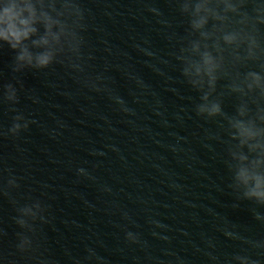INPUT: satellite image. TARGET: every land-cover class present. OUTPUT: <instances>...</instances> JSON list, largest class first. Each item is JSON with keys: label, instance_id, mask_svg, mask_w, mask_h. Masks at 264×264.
<instances>
[{"label": "water", "instance_id": "obj_1", "mask_svg": "<svg viewBox=\"0 0 264 264\" xmlns=\"http://www.w3.org/2000/svg\"><path fill=\"white\" fill-rule=\"evenodd\" d=\"M80 5L84 73L59 63L16 73L15 53L0 47V264H237V255L264 264L254 247L264 208L230 189L214 138L223 121L197 116L201 94L174 58L186 18L173 0ZM97 77L100 91L84 86ZM227 83L213 98L232 115L239 98ZM7 84L15 104L3 101ZM18 114L29 127L12 136ZM11 178L18 188L7 189ZM36 202L46 222L27 232L15 219ZM21 233L32 241L25 253Z\"/></svg>", "mask_w": 264, "mask_h": 264}, {"label": "clouds", "instance_id": "obj_2", "mask_svg": "<svg viewBox=\"0 0 264 264\" xmlns=\"http://www.w3.org/2000/svg\"><path fill=\"white\" fill-rule=\"evenodd\" d=\"M173 2L187 20L174 58L185 82L201 94L195 112L208 120L223 121V135L217 133L214 138L225 146L229 187L237 200L264 208V0ZM85 30L80 0H0V47L7 45L15 53L12 70L16 73L42 71L58 63L74 73H84ZM250 64L256 68L240 71ZM221 80L228 81L225 91L239 98L232 115L223 111L220 97L213 98ZM98 81L99 77L87 78L83 83L100 91ZM3 101L18 102L12 84L5 85ZM28 127L29 122L18 114L8 134L17 136ZM18 187L15 178L8 180L7 189ZM18 213L15 223L27 232L34 231L33 223L38 219L46 222L39 202L19 208ZM254 216L264 221L255 211ZM127 238L132 242L136 239L132 233ZM18 240L19 252L30 251L28 236L18 234ZM254 247L264 248V242ZM234 259L237 264H256L247 256Z\"/></svg>", "mask_w": 264, "mask_h": 264}]
</instances>
